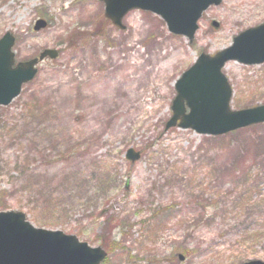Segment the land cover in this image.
Here are the masks:
<instances>
[{
    "label": "rangeland",
    "instance_id": "rangeland-1",
    "mask_svg": "<svg viewBox=\"0 0 264 264\" xmlns=\"http://www.w3.org/2000/svg\"><path fill=\"white\" fill-rule=\"evenodd\" d=\"M104 9L101 0H0V38L15 36L17 62L59 51L0 106V211L103 247L102 264L264 261V123L218 136L166 127L182 73L263 23L264 0L210 6L192 42L151 11L130 10L123 29ZM40 19L47 24L36 28ZM156 45L165 69L136 101L144 106L129 115L112 101L91 117L87 59L100 60L95 85L114 82L113 57L131 62ZM223 72L233 109L264 104V62L230 60ZM129 148L141 157L129 160Z\"/></svg>",
    "mask_w": 264,
    "mask_h": 264
},
{
    "label": "water",
    "instance_id": "water-1",
    "mask_svg": "<svg viewBox=\"0 0 264 264\" xmlns=\"http://www.w3.org/2000/svg\"><path fill=\"white\" fill-rule=\"evenodd\" d=\"M103 1L105 16L123 29L126 27L124 16L132 9L141 8L158 14L169 31L184 35L192 42L203 12L223 0ZM212 24L219 25L217 21ZM44 26L43 19L35 25L36 28ZM14 43L15 36L11 32L0 38V106L8 105L20 94L23 84L36 76L39 60L46 56L56 58L59 54L56 49L47 48L39 57L16 63ZM230 60L243 64L264 62V22L241 31L233 37L231 45L215 54L202 52L183 72L176 82L177 94L167 128L178 125L201 134L220 135L264 122V104L231 108L233 89L222 70ZM126 156L135 161L141 154L129 148ZM106 256L103 247L91 246L75 234L34 226L22 211H0V264H101ZM242 264H264V261L256 259Z\"/></svg>",
    "mask_w": 264,
    "mask_h": 264
},
{
    "label": "bare ground",
    "instance_id": "bare-ground-1",
    "mask_svg": "<svg viewBox=\"0 0 264 264\" xmlns=\"http://www.w3.org/2000/svg\"><path fill=\"white\" fill-rule=\"evenodd\" d=\"M139 26L140 24L137 25V27ZM158 48V45L152 47V51L147 56H142L141 53L136 51L138 55H134L131 62H128L129 60L126 59L119 63L117 58L113 57V67L121 68L120 77L114 82L106 81L105 83H98L96 85L93 83V80L96 78L95 68L96 65H100V60L95 62L92 59L89 61L87 59L84 70L86 81L90 85L85 96L87 105L93 111L91 117L98 116L112 101L115 105L124 106L129 115H133L136 112V108L144 106L141 101H136L143 97L142 95L144 90L147 89V84H150L152 73L155 74L154 77L156 78L159 76V72L165 69L164 65L159 66V61L163 56Z\"/></svg>",
    "mask_w": 264,
    "mask_h": 264
},
{
    "label": "trees",
    "instance_id": "trees-1",
    "mask_svg": "<svg viewBox=\"0 0 264 264\" xmlns=\"http://www.w3.org/2000/svg\"><path fill=\"white\" fill-rule=\"evenodd\" d=\"M247 229H251V227H248ZM253 231L251 232V237L257 238L259 234H261V228H253Z\"/></svg>",
    "mask_w": 264,
    "mask_h": 264
}]
</instances>
